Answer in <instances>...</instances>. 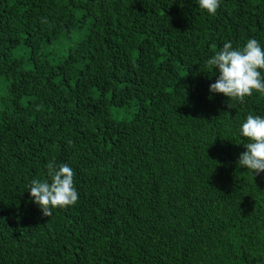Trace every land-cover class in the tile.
Listing matches in <instances>:
<instances>
[{
    "label": "trees",
    "instance_id": "trees-1",
    "mask_svg": "<svg viewBox=\"0 0 264 264\" xmlns=\"http://www.w3.org/2000/svg\"><path fill=\"white\" fill-rule=\"evenodd\" d=\"M249 39L264 0H0V264H264V173L238 165L264 94L205 65ZM52 160L79 199L44 217Z\"/></svg>",
    "mask_w": 264,
    "mask_h": 264
},
{
    "label": "clouds",
    "instance_id": "clouds-1",
    "mask_svg": "<svg viewBox=\"0 0 264 264\" xmlns=\"http://www.w3.org/2000/svg\"><path fill=\"white\" fill-rule=\"evenodd\" d=\"M197 4L207 14L215 15L220 0H197ZM42 22L47 23V20ZM205 65L218 72V75L214 73L216 80L210 85V93L221 94L229 101L240 103L254 92L264 94V48L256 39H249L242 48H234L230 42H225L205 61ZM239 135L247 143L244 144L246 151L239 156L238 165L252 175L264 173V117L247 115L240 125ZM46 169L47 178L33 180L27 192L43 216L50 217L53 209L74 206L79 193L74 185V171L69 165L57 166L52 160L47 163Z\"/></svg>",
    "mask_w": 264,
    "mask_h": 264
}]
</instances>
